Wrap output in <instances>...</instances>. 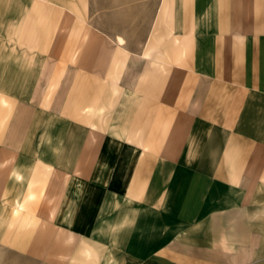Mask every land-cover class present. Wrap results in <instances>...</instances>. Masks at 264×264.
I'll return each instance as SVG.
<instances>
[{
	"label": "rangeland",
	"instance_id": "rangeland-1",
	"mask_svg": "<svg viewBox=\"0 0 264 264\" xmlns=\"http://www.w3.org/2000/svg\"><path fill=\"white\" fill-rule=\"evenodd\" d=\"M174 1L0 0V264H264V68Z\"/></svg>",
	"mask_w": 264,
	"mask_h": 264
},
{
	"label": "crops",
	"instance_id": "crops-1",
	"mask_svg": "<svg viewBox=\"0 0 264 264\" xmlns=\"http://www.w3.org/2000/svg\"><path fill=\"white\" fill-rule=\"evenodd\" d=\"M184 1L186 0H181V3ZM174 2L177 3L178 0ZM183 4L186 7L193 6L188 17L202 19L200 23L206 30L201 32L204 37L201 40L198 39L197 43H206L208 47L201 49L202 53L194 62L189 60L181 63L171 62L169 65L206 66L213 75H221L223 72L217 69L216 74L215 69H210L212 67L264 68V0H197V2L191 0ZM177 17L179 16L174 12L173 18L177 19ZM175 33L182 32L176 31ZM124 42L122 37L117 38L118 45H124ZM67 75L66 81L69 73ZM151 85L149 84V89ZM184 94L186 93L182 92L179 99L187 97ZM176 97L173 96L174 99ZM176 122L175 126H183V124L180 125L181 122ZM15 175L18 181L23 179L21 173L16 172ZM114 196L116 193L112 192V199ZM17 203L18 200L15 201V204Z\"/></svg>",
	"mask_w": 264,
	"mask_h": 264
}]
</instances>
